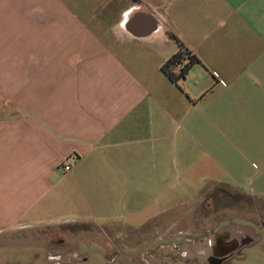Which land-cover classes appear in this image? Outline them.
<instances>
[{
  "label": "crops",
  "instance_id": "1",
  "mask_svg": "<svg viewBox=\"0 0 264 264\" xmlns=\"http://www.w3.org/2000/svg\"><path fill=\"white\" fill-rule=\"evenodd\" d=\"M170 34L199 60L176 84ZM214 189L264 201V0H0V249L163 242Z\"/></svg>",
  "mask_w": 264,
  "mask_h": 264
},
{
  "label": "rangeland",
  "instance_id": "2",
  "mask_svg": "<svg viewBox=\"0 0 264 264\" xmlns=\"http://www.w3.org/2000/svg\"><path fill=\"white\" fill-rule=\"evenodd\" d=\"M190 209V212L180 216L182 237L173 239V234H176L174 232L160 233L161 238L164 236L165 239L162 242L157 240V233L153 235L154 238L149 233L136 241V244L133 241L128 244L123 231L112 234L114 232H101L92 227L78 231L76 229L79 227L52 229L27 234L23 236L26 242L5 241L6 246L0 252L7 258L1 257L0 264H113L110 263V253L114 246L121 255L114 264H140L142 256L154 264H208L210 246L216 235L230 239L251 238V242L238 250L225 264H264V201L248 199L236 191L214 189ZM169 241H174L177 247L168 244ZM27 244L43 246V250L37 248L39 263H35L34 258L29 256L27 251L33 247L29 249ZM101 245L104 248L102 262L97 252ZM127 245L130 246L129 252L123 251ZM49 253H57L61 258L50 262L46 259Z\"/></svg>",
  "mask_w": 264,
  "mask_h": 264
},
{
  "label": "flooded vegetation",
  "instance_id": "3",
  "mask_svg": "<svg viewBox=\"0 0 264 264\" xmlns=\"http://www.w3.org/2000/svg\"><path fill=\"white\" fill-rule=\"evenodd\" d=\"M264 228V225H263ZM177 236L178 237H182V233L181 231H177ZM218 235H216L214 237L213 242L211 243L210 246V250H211V256L208 257L207 262L208 264H225L230 258H232V256L238 252V250H240L242 247H245L246 244H249L251 242V238H243V239H236V238H228L227 236H223V237H217ZM237 242L238 246L237 249L232 252L231 254H229L228 256H219V255H223V253H225V251H227L229 249L228 246H226V243H233V242ZM116 247L114 246L113 249H111V253H110V263H116V260L120 259L121 255L118 249H115ZM130 250V246H125L123 251L129 252ZM137 256H135L136 258ZM140 264H154V262L150 263L148 262V260L146 258H144V256L140 257Z\"/></svg>",
  "mask_w": 264,
  "mask_h": 264
},
{
  "label": "trees",
  "instance_id": "4",
  "mask_svg": "<svg viewBox=\"0 0 264 264\" xmlns=\"http://www.w3.org/2000/svg\"><path fill=\"white\" fill-rule=\"evenodd\" d=\"M170 37L179 43V50L161 66L160 71L168 80L176 84L185 78L193 66L199 64V60L174 35L170 34Z\"/></svg>",
  "mask_w": 264,
  "mask_h": 264
},
{
  "label": "water",
  "instance_id": "5",
  "mask_svg": "<svg viewBox=\"0 0 264 264\" xmlns=\"http://www.w3.org/2000/svg\"><path fill=\"white\" fill-rule=\"evenodd\" d=\"M226 246H228L229 249L227 251H225V253H223V255H219V256H228L229 254L234 252L237 249L238 243L236 241L233 243H226Z\"/></svg>",
  "mask_w": 264,
  "mask_h": 264
},
{
  "label": "built area",
  "instance_id": "6",
  "mask_svg": "<svg viewBox=\"0 0 264 264\" xmlns=\"http://www.w3.org/2000/svg\"><path fill=\"white\" fill-rule=\"evenodd\" d=\"M69 160H72L73 161V158L69 159ZM68 160V161H69ZM68 161H65L62 166H61V169L63 172L67 173L71 170V165L68 163Z\"/></svg>",
  "mask_w": 264,
  "mask_h": 264
}]
</instances>
